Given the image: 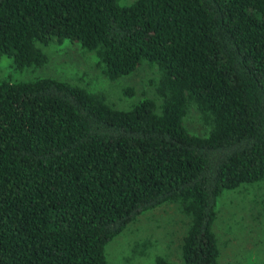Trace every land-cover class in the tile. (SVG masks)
<instances>
[{"label":"trees","instance_id":"trees-1","mask_svg":"<svg viewBox=\"0 0 264 264\" xmlns=\"http://www.w3.org/2000/svg\"><path fill=\"white\" fill-rule=\"evenodd\" d=\"M65 41L111 81L146 66L148 92L120 108L67 80L0 78V264H109L107 242L163 204L185 221L180 262L219 264L218 199L264 182V0H0L16 70Z\"/></svg>","mask_w":264,"mask_h":264},{"label":"rangeland","instance_id":"rangeland-1","mask_svg":"<svg viewBox=\"0 0 264 264\" xmlns=\"http://www.w3.org/2000/svg\"><path fill=\"white\" fill-rule=\"evenodd\" d=\"M129 1L120 0V3ZM47 53L48 62L44 67L24 72L0 57V78L51 76L82 86L90 93L102 94L120 108L148 92L149 72L144 65L128 76L111 81L99 71L95 56L82 52L75 43L65 41L60 46H49ZM122 87H130L133 96L121 98ZM189 115L188 129L200 133L195 113ZM217 210L212 230L220 250L219 264H264V182L247 183L223 192ZM184 223L183 216L172 204L142 212L107 242L105 258L109 264H153L154 258L160 255L172 264H182L179 243Z\"/></svg>","mask_w":264,"mask_h":264}]
</instances>
